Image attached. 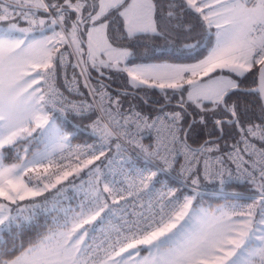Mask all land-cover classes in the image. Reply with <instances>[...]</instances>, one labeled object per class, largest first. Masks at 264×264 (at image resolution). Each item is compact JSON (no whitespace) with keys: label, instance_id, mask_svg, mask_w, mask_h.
Masks as SVG:
<instances>
[{"label":"snow or ice","instance_id":"obj_1","mask_svg":"<svg viewBox=\"0 0 264 264\" xmlns=\"http://www.w3.org/2000/svg\"><path fill=\"white\" fill-rule=\"evenodd\" d=\"M113 17L122 28L110 37ZM0 22V264H264V0H0ZM197 27L178 50L196 62L123 69L134 87L150 74L161 89L155 114L122 111L127 93L92 89L88 103L56 86L68 56L121 70L132 52L110 41L188 40ZM80 132L94 142L73 148ZM202 181L254 195L204 207ZM69 187L82 194L75 208L62 206Z\"/></svg>","mask_w":264,"mask_h":264},{"label":"trees","instance_id":"obj_2","mask_svg":"<svg viewBox=\"0 0 264 264\" xmlns=\"http://www.w3.org/2000/svg\"><path fill=\"white\" fill-rule=\"evenodd\" d=\"M43 18L46 17L43 14L41 15ZM75 16L73 15L72 18ZM189 20L192 18L189 17ZM195 23V21H192ZM175 24V21L173 22ZM8 24V23H6ZM1 24V25H6ZM118 28H122V25L116 22L115 17H113V21L108 30V34L110 37L120 35V32L116 31ZM201 33L199 27L196 28L193 33V39L185 40L183 36L177 38L175 34H173L170 40L166 41L163 38H152V39H140L136 41H128V40H115L110 41L113 43L114 47L117 46H125L129 47V51L132 52V56H130L126 60V65L132 66L136 64H160V63H194L195 60L191 59L187 55H181L178 51L182 48L185 43H195L196 40L199 39ZM200 55L199 58L202 59L205 55H207V49L203 47V45L198 49ZM88 66V65H87ZM88 68V76L90 82L97 88H106L112 91L115 96L120 95L122 93H127V95H121L122 100V110L130 109L131 106H135L137 110H143L145 113L152 112L155 114V111L160 108L161 104L164 103V97L162 92L157 90L156 88H147V87H131L124 84V76L121 78L114 79V77H107L104 71V75L92 67ZM253 78L249 74L248 79L245 80L243 87L244 88H253L255 85L253 84ZM103 86V87H102ZM169 93L172 91L171 89L166 90ZM179 97H175L172 99L170 105H168L165 110L172 111L176 107V102ZM248 100H253L254 97H247ZM147 101V103H145ZM191 112L192 109L189 108ZM258 114V109L256 110ZM72 125L80 124L81 121L74 118H68ZM189 120L192 117L188 118ZM198 119V117H197ZM207 138L206 133H201L199 138L193 137L196 140V143H202L203 139ZM81 136L78 134L76 138L72 140V143L82 142ZM192 142V141H190ZM233 141L229 140L228 144L230 145ZM195 146V145H194ZM22 154V153H21ZM83 175V173H81ZM71 179V178H70ZM205 185V192L202 200V204L206 205H221L225 199L223 193L225 192H245V193H254L247 186H241L239 188L235 186H231L225 190V192H221L219 187L216 185ZM190 192V189H181V193ZM210 192V193H207ZM69 199L72 204L75 202H80L81 197H79L74 190L68 192ZM56 213H52L48 216L41 215L39 217V224L42 227L46 223H51L52 217L55 216ZM15 230V226L13 227ZM37 229H32L31 231H25V240H27L28 236L33 235ZM5 240L10 239L9 233L5 232L2 234Z\"/></svg>","mask_w":264,"mask_h":264},{"label":"built area","instance_id":"obj_3","mask_svg":"<svg viewBox=\"0 0 264 264\" xmlns=\"http://www.w3.org/2000/svg\"><path fill=\"white\" fill-rule=\"evenodd\" d=\"M40 18H43L42 16H40ZM16 22H19L21 24H23L25 27H27V23L17 17L16 18ZM1 23V22H0ZM8 23V22H5ZM61 52H64L65 49L64 48H60ZM70 51V49H69ZM78 64V60L77 57L75 55L72 56H68L66 57V64L65 67H63L62 69H60L59 71V78L56 82V86L60 89L61 92L64 93V96H66L68 99L71 100H75V101H87L88 103H92L93 102V95L91 94L92 89H96L98 92H106L108 93L109 96H111L113 99L116 98L115 94L106 89V88H97L95 87L93 84V87L91 85H89L88 83V79L85 80V76L81 75V70L83 68V64L76 66ZM75 77V81L73 80V78ZM85 83H87V87H85ZM71 88L72 91L69 92L67 89ZM98 99V97H97ZM125 113H127L129 111V109H124L122 110ZM99 115V113H97ZM68 118H73L71 116H69ZM96 117L93 116L92 119H95ZM74 119H78L81 121L80 124H76L78 125L81 129H83L84 127H86L89 123H91L90 120L87 119H80V118H74ZM79 135L81 136V138L83 139L82 142H76V143H72V147L75 148L77 145H84L85 143H93V140H90L88 138V133L87 132H80ZM233 143V142H232ZM231 143V144H232ZM231 144L229 145V147L231 146ZM241 147H243V145H241ZM257 147H259V144H257ZM113 153H115L116 149H115V145H113L112 148ZM65 155H67V153H65ZM117 179H120V177H117ZM33 182H35V177L33 178ZM203 184H207V185H216L218 186L217 182H208V181H202ZM76 184H79V180L76 181ZM172 187H179L178 184H173ZM185 189H190V188H185ZM74 190V189H73ZM74 192L81 197L82 194L81 193H77L75 190ZM210 193V192H207ZM225 193H233V192H225ZM225 193H223V195H225ZM243 193L245 196H251L254 195V193H245V192H240ZM183 193L179 192L178 195H182ZM146 199V198H145ZM226 202H231V201H224L221 205L225 204ZM240 203H251V200H241L239 201Z\"/></svg>","mask_w":264,"mask_h":264},{"label":"rangeland","instance_id":"obj_4","mask_svg":"<svg viewBox=\"0 0 264 264\" xmlns=\"http://www.w3.org/2000/svg\"><path fill=\"white\" fill-rule=\"evenodd\" d=\"M93 2V0H88V3L89 4H91ZM95 2H96V4H97V6L99 5V3H100V0H95ZM97 10H99L98 9V7H97ZM44 18H46V17H44ZM73 19H75V17L73 18ZM1 24H6L5 22H1L0 23V25ZM60 29L59 28H57V31H59ZM85 48H86V45H85ZM104 59H107V57H104ZM128 59V58H127ZM126 59V60H127ZM126 60H122L121 62H120V64H119V69H121V70H117V68H115V67H113V68H105V67H100L99 68V70H97L96 68H93V69H95V70H97L98 72H100V73H102L103 75H104V72L107 74V75H104V76H107V77H114V79H117L118 77L119 78H121L122 79V77L124 76V84H126L128 87L129 86H131V87H133V88H135L132 84H131V77L128 75V72L127 71H124L123 69L125 68V67H127V68H134V66L135 65H132V66H129V65H126L125 63H126ZM150 64V63H149ZM136 65H139V64H136ZM83 66V68L84 67H91V65L89 64L88 66H85V65H82ZM104 71V72H103ZM86 75H87V79H88V84L89 85H91L92 87H93V85H92V83L90 82V79H89V76H88V68H87V73H86ZM150 75V74H149ZM212 76H214L215 75V73H212L211 74ZM141 78H148V80H149V83L148 84H140L138 87H147V88H156L157 90H159V91H161V89H159V88H157V87H153V86H150V85H152L153 84V81H152V79H151V75L150 76H142ZM204 79V76H197L196 77V79L197 80H199V79ZM199 81H202V82H207L208 81V79L207 78H205L204 80H199ZM185 87H187V86H185ZM166 90H169V89H166ZM162 92V91H161ZM23 154V153H22ZM71 190H73V188H71V187H69V189H68V191L66 192V193H64L63 194V196H64V199H63V201H62V206L63 207H73V208H75L80 202H75V204H72L71 203V201H70V199H69V196H68V192L69 191H71ZM55 190H53V192H54ZM45 195H48V193H45ZM204 207H209V206H211L212 208H215V207H217L218 205H209V204H206V205H203ZM14 227V226H13ZM143 254H146V253H143Z\"/></svg>","mask_w":264,"mask_h":264},{"label":"crops","instance_id":"obj_5","mask_svg":"<svg viewBox=\"0 0 264 264\" xmlns=\"http://www.w3.org/2000/svg\"><path fill=\"white\" fill-rule=\"evenodd\" d=\"M18 23V26L19 27H25L23 24H21V23H19V22H17ZM8 27V24H6V25H0V28H7ZM46 35H48V36H51L52 35V33H51V31H49V32H47L46 33ZM37 38H39L38 36H37ZM139 65H153V64H139ZM137 65H135L134 67H136ZM219 71V70H218ZM211 75V74H210ZM147 76H150L149 74L147 75ZM205 78H207L208 79V77H204V79ZM204 79H199V80H204ZM185 86H187V85H185Z\"/></svg>","mask_w":264,"mask_h":264},{"label":"water","instance_id":"obj_6","mask_svg":"<svg viewBox=\"0 0 264 264\" xmlns=\"http://www.w3.org/2000/svg\"><path fill=\"white\" fill-rule=\"evenodd\" d=\"M255 87V86H254Z\"/></svg>","mask_w":264,"mask_h":264}]
</instances>
